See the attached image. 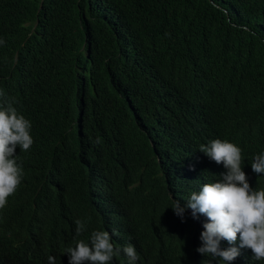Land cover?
Segmentation results:
<instances>
[{"label":"trees","instance_id":"16d2710c","mask_svg":"<svg viewBox=\"0 0 264 264\" xmlns=\"http://www.w3.org/2000/svg\"><path fill=\"white\" fill-rule=\"evenodd\" d=\"M0 40V90L34 141L16 150L0 264H68L65 249L104 228L133 239L139 264H222L196 251L208 221L187 199L226 172L199 151L215 139L264 189L251 169L264 152V0H0ZM233 264L264 260L250 250Z\"/></svg>","mask_w":264,"mask_h":264},{"label":"clouds","instance_id":"9594fccd","mask_svg":"<svg viewBox=\"0 0 264 264\" xmlns=\"http://www.w3.org/2000/svg\"><path fill=\"white\" fill-rule=\"evenodd\" d=\"M3 41L0 40V44ZM14 100L0 90V209L16 192L23 178L22 163L16 150L27 152L34 143L31 122L19 114ZM200 152L226 169L221 177L215 172L212 183L203 184L187 199V208L193 218L197 214L207 218L200 234L201 247L196 251L203 256L219 259L222 264H233L253 253V259L264 260V189H253L242 170L241 149L227 140L215 139L201 145ZM251 169L264 174V152L255 155ZM173 212L183 219L185 208L173 201ZM75 237L87 231L85 221L76 219ZM221 241L230 247L221 248ZM68 264H111L113 258L126 264H139V251L132 238L123 239L117 229L93 230L85 239L74 241L65 249ZM48 264L56 258L48 257Z\"/></svg>","mask_w":264,"mask_h":264}]
</instances>
